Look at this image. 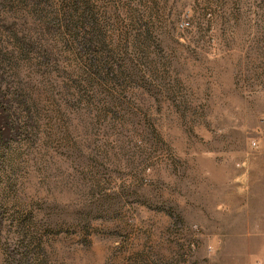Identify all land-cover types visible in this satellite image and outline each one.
Wrapping results in <instances>:
<instances>
[{"label": "rangeland", "instance_id": "obj_1", "mask_svg": "<svg viewBox=\"0 0 264 264\" xmlns=\"http://www.w3.org/2000/svg\"><path fill=\"white\" fill-rule=\"evenodd\" d=\"M0 264H264V0H0Z\"/></svg>", "mask_w": 264, "mask_h": 264}, {"label": "trees", "instance_id": "obj_2", "mask_svg": "<svg viewBox=\"0 0 264 264\" xmlns=\"http://www.w3.org/2000/svg\"><path fill=\"white\" fill-rule=\"evenodd\" d=\"M90 12L88 9H85L81 15L80 21L74 25V29L79 32V41L80 46L83 50L88 51L90 47H93L91 41L95 42V35L92 36V31H95L97 27H100L99 20L94 16V14ZM84 30V36L80 38V31ZM47 31V30H46ZM86 34V35H85ZM91 36V37H89ZM39 43V41H38ZM27 237L26 235H24Z\"/></svg>", "mask_w": 264, "mask_h": 264}, {"label": "built area", "instance_id": "obj_3", "mask_svg": "<svg viewBox=\"0 0 264 264\" xmlns=\"http://www.w3.org/2000/svg\"><path fill=\"white\" fill-rule=\"evenodd\" d=\"M255 143V142H254Z\"/></svg>", "mask_w": 264, "mask_h": 264}]
</instances>
